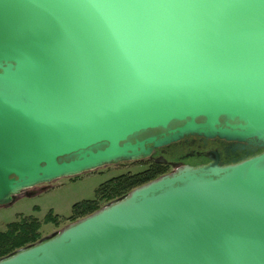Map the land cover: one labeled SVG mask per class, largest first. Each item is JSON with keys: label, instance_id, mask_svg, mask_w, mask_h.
Returning <instances> with one entry per match:
<instances>
[{"label": "water", "instance_id": "95a60500", "mask_svg": "<svg viewBox=\"0 0 264 264\" xmlns=\"http://www.w3.org/2000/svg\"><path fill=\"white\" fill-rule=\"evenodd\" d=\"M188 136L225 160L174 164L0 264H264V0H0V206Z\"/></svg>", "mask_w": 264, "mask_h": 264}, {"label": "rangeland", "instance_id": "374dc122", "mask_svg": "<svg viewBox=\"0 0 264 264\" xmlns=\"http://www.w3.org/2000/svg\"><path fill=\"white\" fill-rule=\"evenodd\" d=\"M149 161H131L110 165L95 171L86 172L72 178H61L50 184H42L35 188L43 189L31 195H21L9 205L0 206V231L6 225L16 221L22 216L35 217L43 220L49 211L60 219V226L52 223L43 224L42 237H47L62 228L69 221L72 206L95 197V190L107 180L121 174H135L147 169Z\"/></svg>", "mask_w": 264, "mask_h": 264}, {"label": "trees", "instance_id": "16d2710c", "mask_svg": "<svg viewBox=\"0 0 264 264\" xmlns=\"http://www.w3.org/2000/svg\"><path fill=\"white\" fill-rule=\"evenodd\" d=\"M167 169V167L159 164H150L147 169L141 172L121 174L107 180L95 190L93 199L75 203L72 206L71 216L68 220L75 221L93 213L107 202L122 197L131 189L166 173ZM59 219L57 215L49 211L43 220L22 216L16 221L7 224L5 230L0 231V258L22 247L36 243L42 238V225L52 223L55 226H60L61 222Z\"/></svg>", "mask_w": 264, "mask_h": 264}, {"label": "flooded vegetation", "instance_id": "af4514ba", "mask_svg": "<svg viewBox=\"0 0 264 264\" xmlns=\"http://www.w3.org/2000/svg\"><path fill=\"white\" fill-rule=\"evenodd\" d=\"M227 145V142L217 138L206 139L199 136H188L179 142L158 148L153 154V157L146 159L145 161H149L150 164H159L161 166H165L168 168L167 172H170L173 170L174 164H188L191 166L206 164L208 160L203 156V153L208 150L218 149L223 153V159L225 160L226 156L224 154V149L227 147ZM238 154L240 156H245L244 152H239ZM235 157V155H230V158ZM42 189V187H33L25 192H22L17 197L25 195L26 193L33 194Z\"/></svg>", "mask_w": 264, "mask_h": 264}]
</instances>
